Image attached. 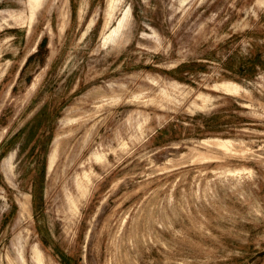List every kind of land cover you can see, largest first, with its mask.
<instances>
[{"label":"rangeland","instance_id":"rangeland-1","mask_svg":"<svg viewBox=\"0 0 264 264\" xmlns=\"http://www.w3.org/2000/svg\"><path fill=\"white\" fill-rule=\"evenodd\" d=\"M110 1L0 0V264H264V0Z\"/></svg>","mask_w":264,"mask_h":264},{"label":"bare ground","instance_id":"bare-ground-1","mask_svg":"<svg viewBox=\"0 0 264 264\" xmlns=\"http://www.w3.org/2000/svg\"><path fill=\"white\" fill-rule=\"evenodd\" d=\"M42 1L43 0H30L31 6L33 8V10H32L33 15L36 13L37 8H39L40 5L42 4ZM117 1L118 0H111L109 7H111V9L114 8L116 6ZM129 16H130V8H128L125 11L124 16L119 19L117 26L115 28L112 27L113 30L110 32V34L108 36H106V41L115 39V37L119 35V33L121 32L122 28L124 26H126L125 24L128 22ZM221 85L227 91H233V90H237L239 88V84L236 83V82H233V81H224V82L221 83ZM214 142L216 144L220 145V146L227 147L228 144L231 142V140L230 139H223V138H216V139H214ZM58 152H59V150H58V143H57L55 148H54V150L52 151V153L50 155V168L53 167V165H54V163L56 161V158L58 156ZM26 206H27V204L24 203L23 204V208L25 209ZM34 250H35V257H36L37 261L39 262V264H43L42 251L40 250L38 245L35 246ZM23 259H25V258L23 257Z\"/></svg>","mask_w":264,"mask_h":264},{"label":"trees","instance_id":"trees-1","mask_svg":"<svg viewBox=\"0 0 264 264\" xmlns=\"http://www.w3.org/2000/svg\"><path fill=\"white\" fill-rule=\"evenodd\" d=\"M39 55H40V50H38V52H37L36 54L31 55V56L29 57L27 63H26L25 66H24V69H23V71H22V74L25 72L26 68L30 65V63H31V61L34 59V57L39 56Z\"/></svg>","mask_w":264,"mask_h":264}]
</instances>
